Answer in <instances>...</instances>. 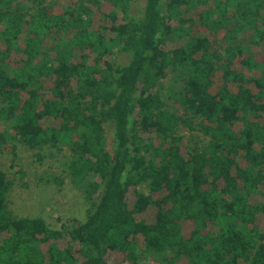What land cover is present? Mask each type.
<instances>
[{"label": "trees", "instance_id": "obj_1", "mask_svg": "<svg viewBox=\"0 0 264 264\" xmlns=\"http://www.w3.org/2000/svg\"><path fill=\"white\" fill-rule=\"evenodd\" d=\"M58 1L0 0V151L67 147L90 205L59 230L12 218L0 171V264H264V0Z\"/></svg>", "mask_w": 264, "mask_h": 264}, {"label": "rangeland", "instance_id": "obj_2", "mask_svg": "<svg viewBox=\"0 0 264 264\" xmlns=\"http://www.w3.org/2000/svg\"><path fill=\"white\" fill-rule=\"evenodd\" d=\"M47 1L50 2V0ZM57 3L54 11L61 13L63 8L70 4V0H59ZM144 6V0L136 1L131 6V14L141 16ZM109 8L112 10V6L109 5ZM103 11V13H109L110 9L103 8ZM222 37V33L217 36L218 39H222ZM47 45L51 48L52 43L48 42ZM251 51L254 53L255 60L259 63L264 62L263 47L253 45ZM50 53L53 57L56 56L53 51ZM128 61L129 58L126 54L118 53L117 64L124 65ZM253 73L258 74L257 71H251L248 74ZM162 85L163 89L160 88V90L165 95L166 89L171 85L170 78L165 79ZM171 106L172 103H169L170 111L175 112V115L180 118L176 134L181 137L182 145L185 147L206 145L208 140L199 131L200 120L191 115L186 116L183 111H174ZM109 136L111 138L112 135L109 134ZM42 155L45 157L40 160L36 151L30 150L20 143H11L0 151V171L11 175L15 182L7 195V206L11 217L15 219L42 218L51 229L57 230L61 229L67 220L82 222L90 203L86 200V190L75 188L65 170V164L71 161L72 153L67 147H63L60 150L46 149ZM138 190L143 193L149 191L145 183L141 184ZM153 214L152 210L148 211L149 222L153 220ZM258 222L264 228V217L261 216ZM183 227L186 234H189L193 229V225L188 222L184 223ZM120 264L130 263L121 262ZM137 264H157V262L148 256Z\"/></svg>", "mask_w": 264, "mask_h": 264}]
</instances>
